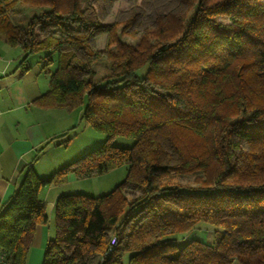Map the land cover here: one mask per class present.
<instances>
[{
  "label": "trees",
  "instance_id": "1",
  "mask_svg": "<svg viewBox=\"0 0 264 264\" xmlns=\"http://www.w3.org/2000/svg\"><path fill=\"white\" fill-rule=\"evenodd\" d=\"M180 1L184 12L156 16L130 44L114 25L85 20L80 0H0L2 41L24 55L57 53L36 102L68 110L84 102L81 118L92 128L134 139L131 147L106 142L48 177L29 166L0 202V264L26 263L35 226L48 220L41 188L122 165L124 181L105 195L57 196L56 234L42 264H123L124 253L127 264H264V0ZM21 7L41 11L17 20ZM132 22L117 23L124 33ZM67 24L83 32L39 36L46 26ZM95 31L107 32L113 47L91 50L86 38ZM102 56L107 70L94 80L90 64ZM51 61L46 56L42 68ZM183 175L191 182L176 178ZM128 188L140 194L128 200ZM200 223L215 227L211 242H175Z\"/></svg>",
  "mask_w": 264,
  "mask_h": 264
},
{
  "label": "rangeland",
  "instance_id": "2",
  "mask_svg": "<svg viewBox=\"0 0 264 264\" xmlns=\"http://www.w3.org/2000/svg\"><path fill=\"white\" fill-rule=\"evenodd\" d=\"M80 6L85 20L95 21L98 25H114V33L121 41L134 44L138 41L144 29L153 25L154 19L158 15H164L168 12L182 13L186 6L180 0H80ZM41 9L33 7H21L18 12L14 14L17 20L25 21L33 13H39ZM193 9L187 12L186 17L191 16ZM132 17L133 22L130 27H127L122 33L123 24L117 23L125 21ZM217 20L227 22L228 18L217 16ZM62 31L67 32H83L79 24H67L64 27L56 28L53 26H46L39 30V36L46 33L59 35ZM87 44L93 51L104 50L108 45L110 48L113 45L109 44L111 37L107 32L95 31L93 36L86 38ZM77 55L81 58L86 57L84 50L76 48ZM0 51H9L5 54L10 55L11 58L19 60H26L31 66L37 65L41 73L38 75L41 81L48 82L49 74L57 67V53L49 50L40 49L28 55L23 54V50L17 45L6 44L0 39ZM22 53V54H21ZM50 55L52 61L43 69V60ZM94 71V80L99 79L107 70V59L100 57L90 64ZM84 102L72 109H56L58 112L59 125L56 128L57 134L53 136L51 141L43 148L38 168L43 169L55 163L56 165L63 162V166L77 160L82 155L91 150L109 142L112 145L120 147H131L134 139L128 136H115L109 138L104 132L97 131L86 123L81 114L84 108ZM162 146L166 149L172 161L176 159V154L173 151L167 139L160 138ZM245 147L244 143H240ZM43 167V168H42ZM48 169V168H46ZM45 169V170H46ZM44 171V170H42ZM48 173V172H45ZM49 174H46L48 176ZM126 176V165H122L106 171L99 175H93L86 178H77L73 183L69 184L71 192L86 194L90 196H101L109 193L115 186L124 181ZM183 182H191V175L177 176ZM140 194V191H132L130 188L125 191V195L130 200L132 197ZM142 207L137 209L134 213L142 211ZM46 212L50 214L49 204ZM49 223V224H48ZM48 225L55 226L52 221L47 222ZM53 224V225H52ZM52 229V228H50ZM214 226L200 223L197 228L187 234L175 235V242L178 245H183L191 238H198L203 241L211 242L213 240ZM45 247H31L27 253L25 264H42ZM128 253L122 255L123 264H127ZM96 260H92L91 264H95Z\"/></svg>",
  "mask_w": 264,
  "mask_h": 264
},
{
  "label": "crops",
  "instance_id": "3",
  "mask_svg": "<svg viewBox=\"0 0 264 264\" xmlns=\"http://www.w3.org/2000/svg\"><path fill=\"white\" fill-rule=\"evenodd\" d=\"M5 52L0 51L1 203L6 202L14 194L29 166L40 177H48L65 162L57 165L50 163L46 167L48 169L38 168L41 154L44 152L39 149L57 134L59 118L58 112L55 111L63 108L37 103L36 99L47 91L49 79L43 83L38 76L41 70L37 65L31 66L27 61L20 64L18 58L21 55L14 59ZM75 179L77 178L73 174H68L61 181L50 183L38 192V198L45 204V209L49 204L50 214L47 212V222L52 221L55 226L51 227L47 222L37 224L30 248L45 247L47 241L55 236V199L60 193L71 192L73 189H69V184Z\"/></svg>",
  "mask_w": 264,
  "mask_h": 264
},
{
  "label": "built area",
  "instance_id": "4",
  "mask_svg": "<svg viewBox=\"0 0 264 264\" xmlns=\"http://www.w3.org/2000/svg\"><path fill=\"white\" fill-rule=\"evenodd\" d=\"M117 243V240L115 237H112L111 240H110V244L111 245H115Z\"/></svg>",
  "mask_w": 264,
  "mask_h": 264
}]
</instances>
